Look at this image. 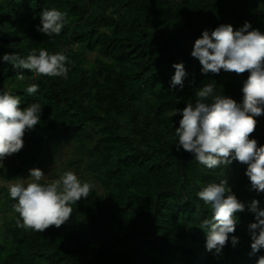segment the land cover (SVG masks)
Here are the masks:
<instances>
[{"label": "trees", "instance_id": "1", "mask_svg": "<svg viewBox=\"0 0 264 264\" xmlns=\"http://www.w3.org/2000/svg\"><path fill=\"white\" fill-rule=\"evenodd\" d=\"M52 7L66 12L68 22L49 38L37 26L40 13ZM245 22L249 31L264 33V0H0V89L7 85L19 95L21 108L39 101L43 109L22 150L0 168V264H257L264 249L250 255L255 214L248 206L256 199L264 209V192L252 188L247 165L209 169L177 151L174 134L182 119L175 109L194 102L213 80L217 92L243 102L250 73L205 75L191 52L204 30L221 24L239 30ZM41 48L74 62L67 79L34 76L3 60L6 53L26 56ZM175 63L188 73L182 89L171 87ZM32 84L39 91L29 96ZM255 119L249 139L264 146V114ZM64 142L74 144V155L56 167ZM32 168L47 171L42 182L71 170L95 184L60 228L17 226L8 183ZM221 180L246 207L236 213L239 243L229 240L215 255L199 227L211 210L197 193Z\"/></svg>", "mask_w": 264, "mask_h": 264}, {"label": "clouds", "instance_id": "2", "mask_svg": "<svg viewBox=\"0 0 264 264\" xmlns=\"http://www.w3.org/2000/svg\"><path fill=\"white\" fill-rule=\"evenodd\" d=\"M67 13L56 7L44 8L40 13L37 31L49 38L59 36L67 24ZM250 22L234 30L231 24H221L215 30H204L195 41L191 55L202 65V73L219 74L221 69L236 74L250 73L243 82V102L216 90V82L205 84L196 92V99L189 100L183 109H175L182 119L175 128L178 138L176 150L194 155L195 160L209 169L231 165L239 161L247 165L246 176L257 192H264V146L258 147L255 139H249L256 130L258 117L264 114V33L251 29ZM4 61L18 69L30 70L34 76L68 78L74 62L62 52L50 54L46 49H32L26 56L17 52L6 53ZM175 73L171 87L184 86L188 73L183 63L173 64ZM18 81L25 75L18 73ZM39 91L38 84L26 88L29 96ZM22 99L13 95L5 85L0 89V168L3 161L24 147V136L34 130L41 119L39 101L21 108ZM29 178H15L8 184V194L16 201L12 205L19 215L17 226L25 230L44 232L52 226L60 228L73 213V205L87 198L95 184L81 180L71 171H65L58 179L42 182L44 172L39 168L29 170ZM198 198L211 210V216L200 223L206 230V248L215 255L222 253L231 241L239 243L234 235L239 223L236 213L243 212L246 205L238 200L226 180L208 182L197 193ZM259 200L253 199L248 210L255 214V222L249 224L251 234L250 255L264 249V209ZM232 234V235H230ZM257 264H264V255Z\"/></svg>", "mask_w": 264, "mask_h": 264}, {"label": "rangeland", "instance_id": "3", "mask_svg": "<svg viewBox=\"0 0 264 264\" xmlns=\"http://www.w3.org/2000/svg\"><path fill=\"white\" fill-rule=\"evenodd\" d=\"M86 58H87L88 62H93L94 61V58H95V54L94 53H88L86 55ZM58 150H59V152H58V155H57V159L56 160H59V162L57 163L56 167H58V166L62 167L63 164H61V163L64 160H66V159H72V156L74 155V144L73 143H69V142H64L62 144H59ZM29 170H27L26 173L21 174L18 178H24V179L29 178V175H30ZM61 171H64V170L63 169H60L59 172H61ZM43 172L45 174L43 179H45V178H47V176L49 174L47 173L46 170L43 171ZM63 173H61V175ZM1 224H2V219H1V214H0V225Z\"/></svg>", "mask_w": 264, "mask_h": 264}]
</instances>
